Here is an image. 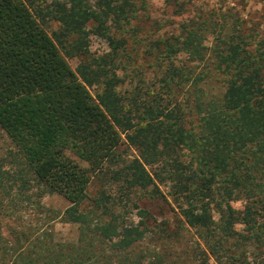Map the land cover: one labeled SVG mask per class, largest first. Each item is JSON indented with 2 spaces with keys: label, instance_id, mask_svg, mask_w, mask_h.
<instances>
[{
  "label": "trees",
  "instance_id": "obj_1",
  "mask_svg": "<svg viewBox=\"0 0 264 264\" xmlns=\"http://www.w3.org/2000/svg\"><path fill=\"white\" fill-rule=\"evenodd\" d=\"M147 2L0 0V264H264V36L213 6L147 37ZM32 187L75 239L4 232Z\"/></svg>",
  "mask_w": 264,
  "mask_h": 264
},
{
  "label": "rangeland",
  "instance_id": "obj_2",
  "mask_svg": "<svg viewBox=\"0 0 264 264\" xmlns=\"http://www.w3.org/2000/svg\"><path fill=\"white\" fill-rule=\"evenodd\" d=\"M188 5V11L182 15L174 14L172 8L165 5V0H148V23H146L147 30H150L151 36L172 35L176 32L179 24L186 19L192 18L197 11H206L213 6L222 8H232L239 17L246 22V28L251 31L258 32L259 35L264 36V0H185ZM57 30V24L51 22L45 27V31L51 35V32ZM87 55L89 57H97L108 52L107 45L104 41L89 35L87 39ZM83 57H77L67 60V63L72 71H75ZM91 93H93L91 91ZM14 149L0 130V159H5L10 162L9 154L13 153ZM7 164V163H4ZM14 165L7 164L5 169L13 170ZM161 191L166 194V188L160 186ZM36 188H28L27 191L13 198L16 199L17 208L23 213L20 219L13 221V219H2L1 224L3 230H10L16 226L21 225H39L43 230H48L52 227L58 239L73 240L76 238V228L73 226L62 224L59 219L51 222V218L55 214H61L68 204L58 196H45L42 199L35 197ZM169 200V199H167ZM163 208L162 215L165 218H171L173 213L170 212V205L166 203L153 204L149 209L153 214L159 216L161 214L160 208ZM236 210L241 209L240 203L233 204ZM49 226V227H48ZM210 264H214L210 261Z\"/></svg>",
  "mask_w": 264,
  "mask_h": 264
}]
</instances>
